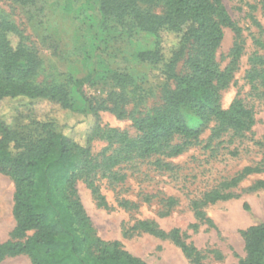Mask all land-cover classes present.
Masks as SVG:
<instances>
[{"label": "trees", "instance_id": "obj_1", "mask_svg": "<svg viewBox=\"0 0 264 264\" xmlns=\"http://www.w3.org/2000/svg\"><path fill=\"white\" fill-rule=\"evenodd\" d=\"M13 1L27 8L32 17L45 12L44 0ZM157 7L161 12H156ZM100 10L107 18L132 17L134 26L155 36L154 46L139 52L138 58L157 72L158 80L175 78L176 87L167 92L160 107L138 116L129 114L137 136L103 127L100 111L118 109L124 116V110L83 94L87 105L80 108L62 84L38 81L41 60L27 43L24 30L0 13V173L15 184L12 213L16 221L10 239L0 243V261L26 255L32 264H148L119 240L106 241L97 234L79 196L77 181L84 178L98 206L110 209L96 183L98 175L111 182L122 181L126 175H120L116 167L155 157L160 168L170 169V163L161 157L186 152L212 121L215 128L210 141L228 132L242 135L255 124L253 110L242 99H234L226 109L221 105L222 91L233 80L245 47L243 29L222 0H101ZM225 28L234 32L235 43L228 65L221 68L217 51ZM187 49L184 72L178 75L175 66ZM256 63L251 59L247 78L250 83L260 78L264 85V73ZM115 77L123 81L127 74ZM42 103L91 117L85 140L79 142L54 117H41L35 106ZM97 139L108 145L94 155L92 143ZM263 170L247 166L224 188L235 187L246 176ZM224 188L207 191L192 202L197 218L213 224L205 209L230 197ZM175 204V198H168V210L161 215H167ZM122 206L138 207L131 201ZM131 230L169 237L188 256L198 254L177 228L166 232L154 220H144ZM243 236L246 257L239 264H264V221L247 228Z\"/></svg>", "mask_w": 264, "mask_h": 264}, {"label": "rangeland", "instance_id": "obj_2", "mask_svg": "<svg viewBox=\"0 0 264 264\" xmlns=\"http://www.w3.org/2000/svg\"><path fill=\"white\" fill-rule=\"evenodd\" d=\"M44 1L45 12L35 18L13 0H0V13L24 30L27 43L41 60L37 80L62 84L80 108L87 105L83 95L94 101L106 100L110 106L119 105L125 115L120 116L118 109L102 110L100 124L137 136L129 114L138 116L160 107L177 82L175 78L158 80L157 72L138 58L139 52L154 46L155 36L134 26L132 17H105L100 10L101 0ZM222 1L243 29L245 47L233 80L222 91L221 105L226 109L234 99H242L254 112L251 130L242 135L228 132L210 141L215 128L212 121L198 143L186 152L173 158L161 157L170 163V169L160 168L155 157L116 167L120 175H126L122 181L111 182L98 175L96 183L110 209L98 206L84 178L77 181L79 196L97 234L106 241L119 240L126 250L148 264H239L246 257L243 231L264 221V170L246 176L235 187L224 188L247 166L264 169V85L260 78L254 83L247 78L253 58L264 73V0ZM156 12H161V7ZM234 43V32L225 28L217 51L221 68L228 65ZM187 53L188 49L175 66L178 75L184 72ZM115 74L127 77L119 81ZM83 79L86 81L77 85ZM35 109L41 117H54L79 142L85 140L93 122L91 117L56 104L42 103ZM107 145L101 139L93 141V154H99ZM219 187L230 197L205 209L213 224L201 221L192 202ZM14 192L13 180L0 173V243L10 239L16 225L12 213ZM170 197L176 199V204L167 215H161L168 210ZM124 201L138 207L126 209ZM144 220H154L166 232L179 229L183 240L198 254L188 256L169 237L131 230ZM0 264L32 262L20 255L6 257Z\"/></svg>", "mask_w": 264, "mask_h": 264}]
</instances>
